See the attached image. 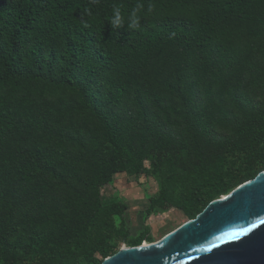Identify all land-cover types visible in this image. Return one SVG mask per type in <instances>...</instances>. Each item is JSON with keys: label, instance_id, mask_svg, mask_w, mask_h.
<instances>
[{"label": "trees", "instance_id": "trees-1", "mask_svg": "<svg viewBox=\"0 0 264 264\" xmlns=\"http://www.w3.org/2000/svg\"><path fill=\"white\" fill-rule=\"evenodd\" d=\"M263 170L264 0H0V264L150 241L101 199L118 172L195 215Z\"/></svg>", "mask_w": 264, "mask_h": 264}, {"label": "water", "instance_id": "water-1", "mask_svg": "<svg viewBox=\"0 0 264 264\" xmlns=\"http://www.w3.org/2000/svg\"><path fill=\"white\" fill-rule=\"evenodd\" d=\"M245 228L236 240L226 235ZM100 264H264V170L158 242L123 245Z\"/></svg>", "mask_w": 264, "mask_h": 264}, {"label": "rangeland", "instance_id": "rangeland-1", "mask_svg": "<svg viewBox=\"0 0 264 264\" xmlns=\"http://www.w3.org/2000/svg\"><path fill=\"white\" fill-rule=\"evenodd\" d=\"M159 189V181L148 172L135 175L128 171H122L116 173L111 182L101 188V199L105 204L117 203L119 208L123 205L126 207L122 218L125 220V227L130 237L139 235L146 227L149 228L151 240H143L141 244L143 245L145 242H158L182 223L194 219L201 212H197L195 215L188 214L191 212L190 210L194 209L192 202H187L190 210L159 203L155 211L147 215L146 210L150 200L158 198L156 196L159 194ZM121 219L116 217L115 222L119 225ZM120 244V248L123 245L128 246L124 241Z\"/></svg>", "mask_w": 264, "mask_h": 264}, {"label": "clouds", "instance_id": "clouds-1", "mask_svg": "<svg viewBox=\"0 0 264 264\" xmlns=\"http://www.w3.org/2000/svg\"><path fill=\"white\" fill-rule=\"evenodd\" d=\"M98 2L99 0H92V3H98ZM139 9H140V6L138 5L137 8L134 9L133 12L128 17L127 25L129 29H137L140 27L139 19L137 16V12L139 11ZM111 24L113 27H116V28L124 27L125 19L124 17H122L119 8H114V16L111 21Z\"/></svg>", "mask_w": 264, "mask_h": 264}, {"label": "snow or ice", "instance_id": "snow-or-ice-1", "mask_svg": "<svg viewBox=\"0 0 264 264\" xmlns=\"http://www.w3.org/2000/svg\"><path fill=\"white\" fill-rule=\"evenodd\" d=\"M249 231H250L249 229L245 228V229H243L241 231L227 233L226 235H227L228 238H230L232 240H236L237 238H239V237L245 235L246 233H248ZM218 239L223 241L225 239V237H218Z\"/></svg>", "mask_w": 264, "mask_h": 264}, {"label": "bare ground", "instance_id": "bare-ground-1", "mask_svg": "<svg viewBox=\"0 0 264 264\" xmlns=\"http://www.w3.org/2000/svg\"><path fill=\"white\" fill-rule=\"evenodd\" d=\"M224 196H226V195H224ZM154 243H155V242H154ZM147 244H149V243L145 242L143 245H147Z\"/></svg>", "mask_w": 264, "mask_h": 264}]
</instances>
